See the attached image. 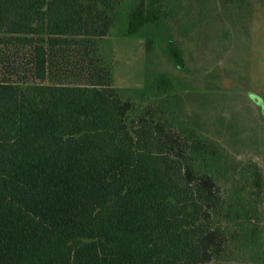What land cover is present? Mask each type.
Returning a JSON list of instances; mask_svg holds the SVG:
<instances>
[{"label":"trees","instance_id":"16d2710c","mask_svg":"<svg viewBox=\"0 0 264 264\" xmlns=\"http://www.w3.org/2000/svg\"><path fill=\"white\" fill-rule=\"evenodd\" d=\"M257 1L0 0V264H264L261 169L185 88Z\"/></svg>","mask_w":264,"mask_h":264},{"label":"rangeland","instance_id":"374dc122","mask_svg":"<svg viewBox=\"0 0 264 264\" xmlns=\"http://www.w3.org/2000/svg\"><path fill=\"white\" fill-rule=\"evenodd\" d=\"M248 22L241 34L238 33L240 36L231 33L227 41H223L220 55L211 58L204 54L201 64L204 74L201 76L198 73L203 81L196 85L186 83L185 88L190 100L196 98L195 90L210 92L220 100L216 108L227 111L233 126V140L227 137L230 155L238 160L256 163L264 179L263 0L255 3L252 18ZM119 44L116 42L114 46L122 62L117 75L121 72L115 78L116 83L120 87L138 85V81L144 77L145 58L135 53L132 41L131 46Z\"/></svg>","mask_w":264,"mask_h":264}]
</instances>
